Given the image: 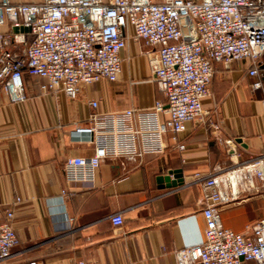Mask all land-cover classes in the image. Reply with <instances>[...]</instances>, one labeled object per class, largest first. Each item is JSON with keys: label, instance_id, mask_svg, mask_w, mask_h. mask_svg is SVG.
Listing matches in <instances>:
<instances>
[{"label": "crops", "instance_id": "1", "mask_svg": "<svg viewBox=\"0 0 264 264\" xmlns=\"http://www.w3.org/2000/svg\"><path fill=\"white\" fill-rule=\"evenodd\" d=\"M18 31L28 32L7 17L0 21V39ZM155 50L131 37L120 52L118 78L84 84L74 99L43 90L47 79L28 72L23 100L0 90V206L14 210L17 234L5 264H177V249L205 238L204 190L196 179L214 173L228 201L225 226L243 231L264 220V159L252 160L264 154V55L259 88L248 59L215 63L204 115L179 133L183 149L169 133L163 153L108 156L92 182L68 181L66 159L95 151L94 142L72 135L90 125L89 100L97 99L100 111H115L164 99L149 63ZM176 175L182 182L172 186ZM118 211L121 226L110 219Z\"/></svg>", "mask_w": 264, "mask_h": 264}, {"label": "built area", "instance_id": "2", "mask_svg": "<svg viewBox=\"0 0 264 264\" xmlns=\"http://www.w3.org/2000/svg\"><path fill=\"white\" fill-rule=\"evenodd\" d=\"M4 17L28 30L0 39V90L12 101L26 97L24 72L46 78L43 90H61L74 99L84 84L118 78L120 52L131 37L156 49L155 55L149 52V63L164 99L148 108L115 111H100L99 101L89 100L90 125L77 126L72 135L94 142L95 151L90 157L66 159L63 168L71 183L92 182L108 156L163 153L169 133L183 149L179 133L204 115L215 63L248 59L249 73L259 77L253 86H262L264 0H0V21ZM263 159L264 154L252 160ZM215 175L196 179L204 190L205 238L177 249L176 263L264 264V220L243 231L225 226L222 209L228 201ZM13 219L14 210L0 206V264L12 257L17 243ZM110 219L115 226L125 221L121 211Z\"/></svg>", "mask_w": 264, "mask_h": 264}, {"label": "water", "instance_id": "3", "mask_svg": "<svg viewBox=\"0 0 264 264\" xmlns=\"http://www.w3.org/2000/svg\"><path fill=\"white\" fill-rule=\"evenodd\" d=\"M17 28V27H16ZM18 29V28H17ZM181 177V175H176L175 176V179H172L171 181H170V185H172V186H176V185H178L179 183H181L182 182V179L180 178ZM178 178H180V179H178Z\"/></svg>", "mask_w": 264, "mask_h": 264}]
</instances>
